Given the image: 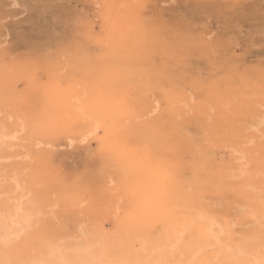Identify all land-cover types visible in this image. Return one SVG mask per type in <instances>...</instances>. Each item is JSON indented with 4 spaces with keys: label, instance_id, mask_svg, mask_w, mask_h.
<instances>
[{
    "label": "rangeland",
    "instance_id": "374dc122",
    "mask_svg": "<svg viewBox=\"0 0 264 264\" xmlns=\"http://www.w3.org/2000/svg\"><path fill=\"white\" fill-rule=\"evenodd\" d=\"M0 136V264H264V0H0Z\"/></svg>",
    "mask_w": 264,
    "mask_h": 264
},
{
    "label": "bare ground",
    "instance_id": "6f19581e",
    "mask_svg": "<svg viewBox=\"0 0 264 264\" xmlns=\"http://www.w3.org/2000/svg\"><path fill=\"white\" fill-rule=\"evenodd\" d=\"M0 139H2L1 136H0ZM207 220H208V222H207L208 225L206 226V230H207V233L209 232V234H211V236H209V237H211V239H209V240L214 239V240H216V243L218 244V242L220 240V234L223 232V230H222V228H220L219 231L215 230L217 225H216V221L213 217H209V219H207ZM27 221H28V217L26 215L23 216L19 213V211L11 210V214L10 213L4 214L0 217V229L5 230L7 232L6 236H9V235H11L10 229L12 228L13 225L18 226V225H21L23 223H26ZM205 244H208L207 246H209V243L206 242ZM210 247H211V245H210ZM231 248L229 247V245L225 246V247L223 245V247H221L220 249H224L225 251H228V249H229L230 251H232L233 248H232V250H231Z\"/></svg>",
    "mask_w": 264,
    "mask_h": 264
}]
</instances>
